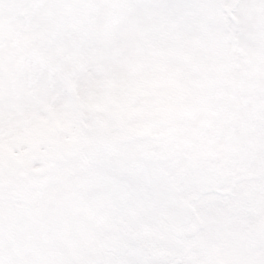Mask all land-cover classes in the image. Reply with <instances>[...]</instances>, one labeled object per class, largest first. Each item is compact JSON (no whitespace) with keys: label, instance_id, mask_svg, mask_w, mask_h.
Here are the masks:
<instances>
[{"label":"snow or ice","instance_id":"snow-or-ice-1","mask_svg":"<svg viewBox=\"0 0 264 264\" xmlns=\"http://www.w3.org/2000/svg\"><path fill=\"white\" fill-rule=\"evenodd\" d=\"M0 264H264V0H0Z\"/></svg>","mask_w":264,"mask_h":264}]
</instances>
